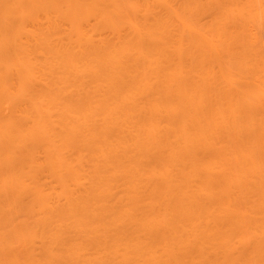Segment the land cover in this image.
Masks as SVG:
<instances>
[{
	"label": "bare ground",
	"instance_id": "1",
	"mask_svg": "<svg viewBox=\"0 0 264 264\" xmlns=\"http://www.w3.org/2000/svg\"><path fill=\"white\" fill-rule=\"evenodd\" d=\"M0 264H264V0H0Z\"/></svg>",
	"mask_w": 264,
	"mask_h": 264
}]
</instances>
